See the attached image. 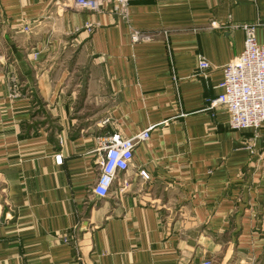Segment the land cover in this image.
Masks as SVG:
<instances>
[{
    "label": "crops",
    "instance_id": "0c3cea01",
    "mask_svg": "<svg viewBox=\"0 0 264 264\" xmlns=\"http://www.w3.org/2000/svg\"><path fill=\"white\" fill-rule=\"evenodd\" d=\"M72 2L0 0V264H264V128L208 108L264 0ZM146 128L94 195L98 138Z\"/></svg>",
    "mask_w": 264,
    "mask_h": 264
},
{
    "label": "built area",
    "instance_id": "2783aa9c",
    "mask_svg": "<svg viewBox=\"0 0 264 264\" xmlns=\"http://www.w3.org/2000/svg\"><path fill=\"white\" fill-rule=\"evenodd\" d=\"M72 4L81 10L92 12L109 11L124 21L128 20L129 0H73ZM244 45L242 51L222 68V80L219 83L220 93L209 100L208 108L224 107L228 112V125L233 130H259L264 128V43H258L255 37V26L242 23ZM21 30L31 32L29 24H22ZM149 33L130 30L132 42L149 40ZM208 61L199 56L197 69L204 74L209 69ZM150 128H146L132 137L118 133L98 138L97 150L98 175L92 187V193L100 198L109 194L110 188L119 174L123 172L132 159L135 145L149 137ZM56 163L61 156H55ZM147 178L144 171L140 172ZM196 264H212L204 260Z\"/></svg>",
    "mask_w": 264,
    "mask_h": 264
},
{
    "label": "rangeland",
    "instance_id": "374dc122",
    "mask_svg": "<svg viewBox=\"0 0 264 264\" xmlns=\"http://www.w3.org/2000/svg\"><path fill=\"white\" fill-rule=\"evenodd\" d=\"M25 24V22H21V24ZM6 24H10L6 21V18L4 17V15L0 14V26H4ZM18 94H17V90H16V87H15V84H13V86H11V91H10V96L11 97H16ZM2 202H0V222L2 221V216H4L3 214V208L4 206H2Z\"/></svg>",
    "mask_w": 264,
    "mask_h": 264
}]
</instances>
